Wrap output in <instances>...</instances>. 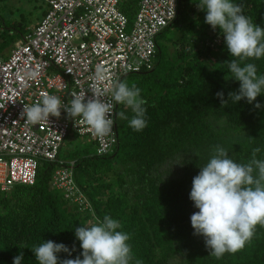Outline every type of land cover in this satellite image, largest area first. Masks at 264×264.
Wrapping results in <instances>:
<instances>
[{
    "label": "trees",
    "instance_id": "obj_1",
    "mask_svg": "<svg viewBox=\"0 0 264 264\" xmlns=\"http://www.w3.org/2000/svg\"><path fill=\"white\" fill-rule=\"evenodd\" d=\"M138 2L120 1L128 29ZM198 2L178 1L175 19L156 37L151 70L128 73L119 80L141 90L147 126L136 132L128 120L115 118L116 143L103 156L96 155L89 139L75 144L69 137H81L72 133L64 140L72 147L63 159L59 154L57 158L73 162L74 180L87 208H79L51 186L58 162H42L34 185L0 192V264H12L21 252L22 264H38L31 249L49 240L71 252L58 253L60 260L75 259L82 252L75 228L105 215L121 224L117 231L130 236L129 264H264V227L257 225L243 249L218 260L209 255L204 238L193 235L190 224V216L198 211L189 199L192 179L216 146L238 163H247L255 148L260 149L256 158L264 159V91L252 104L228 99L229 92L239 89L224 63L233 57L219 28L213 31L204 22L206 13L198 11ZM232 2L243 3V14L264 29V0ZM19 19L9 25L0 20V58H7L2 51L32 25L22 14ZM169 31L172 36L164 40ZM246 62L256 65L258 76L264 75V57ZM132 76L140 79L130 81ZM217 92H223L227 104L221 106ZM257 103L261 108H255ZM115 112L129 119L133 115L122 104H116Z\"/></svg>",
    "mask_w": 264,
    "mask_h": 264
},
{
    "label": "built area",
    "instance_id": "obj_2",
    "mask_svg": "<svg viewBox=\"0 0 264 264\" xmlns=\"http://www.w3.org/2000/svg\"><path fill=\"white\" fill-rule=\"evenodd\" d=\"M120 1L40 0L46 12L14 42L7 58H0V192L34 185L42 162H58L51 186L79 208L88 207L75 183L73 162L57 157L72 133L92 141L96 155L110 153L115 125L113 136L98 138L81 118H69L63 110L59 118L35 125L22 112L44 93L67 105L73 93L91 96L94 89L115 105V112L112 85L128 73L153 68L156 37L175 19L179 0H173V18L172 0H139L130 29ZM97 69L105 80L94 79Z\"/></svg>",
    "mask_w": 264,
    "mask_h": 264
},
{
    "label": "clouds",
    "instance_id": "obj_3",
    "mask_svg": "<svg viewBox=\"0 0 264 264\" xmlns=\"http://www.w3.org/2000/svg\"><path fill=\"white\" fill-rule=\"evenodd\" d=\"M196 7L206 13L204 22L213 31L219 28L227 52L233 57L224 63L228 65L232 81L239 82V89L229 92L228 99L233 103L246 100L252 104L264 91V75L258 76L256 65L246 61L264 57V29L243 14V3L199 0ZM171 12L173 18V0ZM94 79L105 80L103 70L97 69ZM111 92L116 104L131 110V119L123 112H114L115 105L102 99L103 92L98 89L91 96L83 91L73 93L67 105L58 96L44 93L40 101L24 106L22 116L35 125L48 122L50 116L59 118L63 110L69 118H81L98 138L114 135V117L128 120L134 131H142L147 121L141 90L135 84L130 87L127 82L117 81ZM216 96L221 106L227 104L223 92H217ZM254 106L261 108L259 103ZM259 152V148L253 149L247 163H238L229 157L225 148L216 146L207 164L192 179L189 199L198 209L190 216L193 235L202 236L209 255L218 260L225 253L234 254L243 249L252 240L257 225L264 227V159L256 158ZM120 228L121 224L108 215L75 228V237L82 249L75 259L60 260L58 253L71 255V252L64 244L51 240L34 246L31 251L38 264H129L133 258L127 243L130 236L117 231ZM22 260L21 252L12 264H22Z\"/></svg>",
    "mask_w": 264,
    "mask_h": 264
},
{
    "label": "rangeland",
    "instance_id": "obj_4",
    "mask_svg": "<svg viewBox=\"0 0 264 264\" xmlns=\"http://www.w3.org/2000/svg\"><path fill=\"white\" fill-rule=\"evenodd\" d=\"M24 1V2H23ZM0 0V20H2L6 25L11 24L15 20H20L19 19V14L24 15V18H27L29 23L35 25V23L38 21L39 17L41 16V12L45 9L44 5L40 4L39 2H36L34 0L28 1V0ZM29 11H32V13H27ZM41 18V17H40ZM173 32H168L164 35V40L169 39L172 36ZM12 48V45H9V47L2 51L3 54L6 56L8 55V51H10ZM140 79V77H134L132 76L130 78V81H136ZM70 141H73L75 144H81L82 141L88 140L87 137L83 138H78L75 136H70L69 137ZM66 141V144L62 147L60 153H59V158L63 159L66 155V152L70 149V145H68V141ZM74 150V149H73Z\"/></svg>",
    "mask_w": 264,
    "mask_h": 264
},
{
    "label": "crops",
    "instance_id": "obj_5",
    "mask_svg": "<svg viewBox=\"0 0 264 264\" xmlns=\"http://www.w3.org/2000/svg\"><path fill=\"white\" fill-rule=\"evenodd\" d=\"M39 1H40V0H39ZM41 3H42V2H41ZM42 4H43L44 7H45V9L43 10V12L45 13L46 10H47V6H46L44 3H42ZM44 13H43V14H44ZM43 14H42V15H43ZM41 17H42V16H41ZM40 19H41V18H39V20H40ZM39 20H38V21H39ZM38 21H37V22H38ZM37 22H36V23H37ZM36 23H35V24H36ZM33 26H34V25H33ZM33 26H30V27H33ZM12 47H13V46H12ZM11 49H12V48H11ZM8 52H9V51H8ZM8 55H9V53H8ZM8 55H7V56H8ZM77 136H78V135H77ZM79 137H80V136H79ZM81 138H83V137H81ZM63 145H64V144H63Z\"/></svg>",
    "mask_w": 264,
    "mask_h": 264
}]
</instances>
